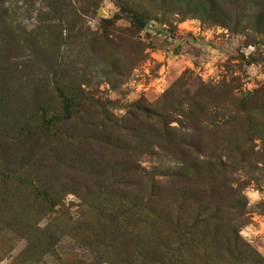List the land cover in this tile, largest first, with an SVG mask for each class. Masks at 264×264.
I'll list each match as a JSON object with an SVG mask.
<instances>
[{
  "label": "rangeland",
  "instance_id": "374dc122",
  "mask_svg": "<svg viewBox=\"0 0 264 264\" xmlns=\"http://www.w3.org/2000/svg\"><path fill=\"white\" fill-rule=\"evenodd\" d=\"M254 1L236 25L209 0H0V264H264L263 140L245 161L216 144L223 110L264 92ZM173 128L236 191L217 228L188 230Z\"/></svg>",
  "mask_w": 264,
  "mask_h": 264
},
{
  "label": "trees",
  "instance_id": "16d2710c",
  "mask_svg": "<svg viewBox=\"0 0 264 264\" xmlns=\"http://www.w3.org/2000/svg\"><path fill=\"white\" fill-rule=\"evenodd\" d=\"M254 2V0H209L208 9L211 11L219 10L220 12H223L224 15L231 17L230 21L233 20V23L237 25L239 22L236 19V16L239 17L237 12H243L245 15L246 12L243 10H249L253 6ZM234 4L238 6L235 7L234 11L232 7H227L228 5L234 6ZM259 4L260 8H256L254 10V12L258 14L255 22L256 30L259 29L260 19H264V10H261V8H264V0L257 1L255 5ZM127 12L129 13L131 22L133 24H137L138 28H142L148 20V17L145 15V11H142L141 9L134 8L132 10H128ZM59 94L61 102L63 104L64 117H68L70 113L69 107L71 106L73 99L69 98L62 92ZM233 106H235L234 111H224V107H220V110H223L225 114L224 118L220 116V120L223 119L221 124H226L228 126L226 127V132H223L224 134H219L216 136V144L221 145L220 150L224 149V152L226 154L232 155L233 157L240 156V159L242 161H245L247 159H250L249 157L252 154L253 150L248 147L250 145V142L243 143V138L248 136L250 138V135H254V132H256L255 135L262 138L263 140L261 149L257 154L263 162L264 92H256L252 95L248 94L246 98L240 100V102H238L237 104L234 103ZM50 123H53V121L50 122L46 120L45 124L48 125ZM239 127H241L243 131ZM169 129H167V134H161V136L165 140H167L168 147H173V150L177 154L176 158L178 162L182 165H185L184 167L178 168V171L172 177L178 180L177 185H175V192L186 194L185 192L188 191L189 195L186 196L187 199H190L193 194L197 195L196 203L198 204L199 212L195 215V220L191 224L192 226L188 228V230L190 232L192 229H194L198 232L201 231V229L207 231L208 227L217 228L221 223V216L219 212L220 203L224 204L227 198L234 197L231 193L236 194V191L232 187H230L228 183L215 175L219 173V169L215 168L214 166H210L207 169L203 170L202 174L198 172V168H193L191 166V163H197L196 157H192V154L197 153L200 156V153H198V149H196L195 147V140L197 139L196 136H190L186 141L185 139H182L181 136H178L176 134L177 130L173 128V132ZM211 131L213 133L216 132L213 129ZM156 133L159 134L158 132ZM240 144L242 145L238 148L235 147L236 145ZM222 169L223 167H221L220 170L222 171ZM203 175L205 177H203ZM185 181H189V189L187 187H183V183ZM119 201V207L122 206L121 202L126 206H132V204H130L128 201ZM211 203L214 204L213 209H211ZM204 206H206L205 209L203 208ZM23 209L21 208L22 213L18 218L20 219V221L22 220V216H24L26 212V210ZM184 236L185 234L182 233L181 238H183ZM199 238L202 241H204L205 239L203 237ZM28 247H31V244ZM240 258L241 259H239L238 264H242L241 262L243 261V258L241 255Z\"/></svg>",
  "mask_w": 264,
  "mask_h": 264
}]
</instances>
